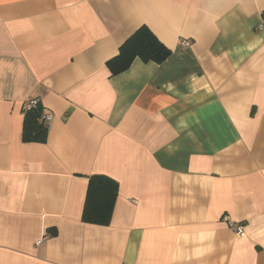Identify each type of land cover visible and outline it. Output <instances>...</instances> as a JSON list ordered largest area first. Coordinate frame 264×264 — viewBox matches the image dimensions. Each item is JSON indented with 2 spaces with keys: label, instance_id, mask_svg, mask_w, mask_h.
<instances>
[{
  "label": "crops",
  "instance_id": "1",
  "mask_svg": "<svg viewBox=\"0 0 264 264\" xmlns=\"http://www.w3.org/2000/svg\"><path fill=\"white\" fill-rule=\"evenodd\" d=\"M263 16L264 0H0V264H264ZM143 25L171 55L111 76ZM28 99L52 117L44 143L22 141ZM93 175L118 184L107 226L81 221Z\"/></svg>",
  "mask_w": 264,
  "mask_h": 264
},
{
  "label": "trees",
  "instance_id": "2",
  "mask_svg": "<svg viewBox=\"0 0 264 264\" xmlns=\"http://www.w3.org/2000/svg\"><path fill=\"white\" fill-rule=\"evenodd\" d=\"M170 55V49L143 25L120 45L117 55L106 62V67L111 76H115L127 70L135 59H140L144 63L161 64ZM23 111L22 141L44 143L48 126L40 119L41 108L37 105L28 111ZM117 192L118 184L113 179L104 175L89 177L81 221L97 226L109 225ZM52 233L55 234V231Z\"/></svg>",
  "mask_w": 264,
  "mask_h": 264
},
{
  "label": "built area",
  "instance_id": "3",
  "mask_svg": "<svg viewBox=\"0 0 264 264\" xmlns=\"http://www.w3.org/2000/svg\"><path fill=\"white\" fill-rule=\"evenodd\" d=\"M258 30L262 31L264 29V16L262 17V23L258 25L257 27ZM181 46L183 47H189V43L187 41H183L181 43ZM37 106V101L36 99H28L24 104H23V110L28 111L32 109L33 107ZM40 119L42 122L48 126V124L51 122L52 117L50 114L47 113H42ZM228 227L232 229V231L236 235H243V226L242 225H237L233 222H227Z\"/></svg>",
  "mask_w": 264,
  "mask_h": 264
}]
</instances>
